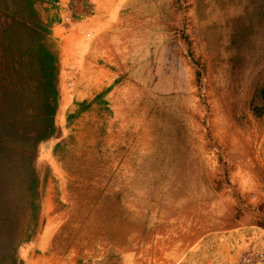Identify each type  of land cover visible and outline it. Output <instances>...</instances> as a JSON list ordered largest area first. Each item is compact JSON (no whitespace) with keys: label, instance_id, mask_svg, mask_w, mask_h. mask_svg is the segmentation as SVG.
Segmentation results:
<instances>
[{"label":"rangeland","instance_id":"rangeland-1","mask_svg":"<svg viewBox=\"0 0 264 264\" xmlns=\"http://www.w3.org/2000/svg\"><path fill=\"white\" fill-rule=\"evenodd\" d=\"M0 264H264V0H0Z\"/></svg>","mask_w":264,"mask_h":264},{"label":"bare ground","instance_id":"bare-ground-1","mask_svg":"<svg viewBox=\"0 0 264 264\" xmlns=\"http://www.w3.org/2000/svg\"><path fill=\"white\" fill-rule=\"evenodd\" d=\"M127 0H123V2H125ZM156 2V1H155ZM146 5V4H145ZM163 5V4H162ZM161 5V6H162ZM156 7V6H155ZM150 9V8H148ZM143 10V9H142ZM128 11L127 10V6L124 7V12ZM139 13V12H138ZM144 13V12H142ZM141 13V14H142ZM160 13V12H159ZM127 14V13H126ZM145 14V13H144ZM151 15V14H150ZM154 15V14H153ZM152 15V16H153ZM137 16V15H136ZM143 17V16H142ZM145 17V15H144ZM151 17V16H150ZM149 17V18H150ZM141 18V17H140ZM148 18V19H149ZM143 19V18H142ZM146 19V18H145ZM145 21V20H143ZM122 22L124 23V25H128V21L126 20L125 16L123 17ZM140 22V21H139ZM138 26V25H137ZM141 33V32H140ZM140 56V55H139ZM137 59V58H136ZM138 63V62H137ZM145 63V62H144ZM143 64V63H142ZM148 64V63H147ZM139 66V65H138ZM171 103V102H170ZM177 103V102H176ZM180 103V102H179ZM170 107V106H169ZM166 110V109H165ZM178 119V113L175 110H168V112H159V118L156 122L157 125V129L158 130V134H157V139L159 142L162 143V146L164 145L165 147H162L163 151H165V148H167V146L169 145V147H171V145L173 146L175 143L173 142H177V140H180L182 142H184L185 140H188V133L187 131L183 128L182 125H180L179 123H177L175 120ZM168 143V144H167ZM173 143V144H172ZM167 144V145H166ZM169 158V160L171 161L170 165V180L171 182H173L176 177H178L179 173H174V169L173 167L176 166L175 163H177V161H179V154H176L174 152V150H170L165 152ZM181 175L184 177L183 175V171L181 172Z\"/></svg>","mask_w":264,"mask_h":264}]
</instances>
